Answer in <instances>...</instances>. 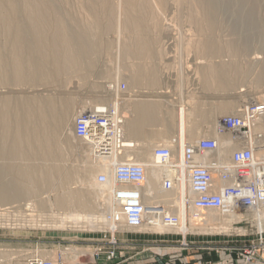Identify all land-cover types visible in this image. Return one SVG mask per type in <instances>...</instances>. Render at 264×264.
I'll list each match as a JSON object with an SVG mask.
<instances>
[{
	"label": "bare ground",
	"instance_id": "1",
	"mask_svg": "<svg viewBox=\"0 0 264 264\" xmlns=\"http://www.w3.org/2000/svg\"><path fill=\"white\" fill-rule=\"evenodd\" d=\"M182 1L190 5L187 15L191 21H194L198 25L202 35L210 37V35L216 31L215 29L218 26V19L221 13H229L231 16L239 18V21L237 20L238 22L236 21L232 24V31L241 34L242 40L237 39L238 41L228 42L226 46L227 52L236 55L239 53L245 54L252 44V35L257 37L259 42L264 43V24L258 20L259 11L256 12L257 0ZM167 2L168 0H79V5L81 6L79 8L82 9L80 11H83L82 14L84 13V16L81 17V13H79L78 16H80V18H77L74 17V14L73 16L66 15V12L59 8L56 0H0V28L2 30L1 33H3L6 38V41L3 42L5 43V47L2 46L0 40V86L30 85L37 87V85L40 84V86L43 85L44 87L45 85L48 86V83L53 80L52 78L55 80L57 76L65 74L64 77L67 76V78H64V80L66 81L59 84L61 87H66L70 82L69 78L71 75H76L78 79L87 78V73L89 69L94 66L97 53L101 49L100 38L109 31L116 33H124L127 31L128 34L131 35L130 37L136 38V41L131 44L133 47L130 48L131 46L126 44V35L124 34L125 37L124 35L122 37V33L119 35L120 40L118 41L117 50L122 58H126V54L128 53L147 57L151 50H153L151 49V43L148 41L149 38L147 39L145 36L149 32H147V29H153V32L155 33L156 31L157 33L156 29L161 26L159 25L160 12H162L161 10ZM134 6L136 12L131 14L129 9ZM239 6H242L243 11L241 9L239 10ZM236 8H238V10ZM102 18L105 21H101L100 19ZM146 22H148V25ZM116 36L118 37L117 34ZM107 41L106 39V43ZM110 42L107 43L108 46L110 45L108 49H112L113 47ZM216 43V41L211 40L202 41L200 43L202 44L200 48L207 47V51L211 52L214 51L213 46ZM191 44L192 43L189 42L186 46H190ZM258 62L260 63L261 70L255 79L256 86L264 82V60H258ZM133 64H131L129 68L137 67L138 70L143 69L140 64ZM119 66L123 67L126 72V63H122ZM204 67H207V70L202 73L204 82L207 85L213 84L220 89H231L234 78L236 79L238 76L241 77L245 71L243 69L244 65L241 68L237 60L232 61L231 64L214 63L210 61V63L204 65ZM131 71H133V69ZM103 73L105 74V72ZM103 73L101 75L104 77ZM121 73L123 74V72ZM152 76L153 75H151V77ZM230 77L234 78L231 80ZM123 78H125V76ZM78 79L77 81L79 82ZM157 80L158 79L155 78L148 83L153 87L157 84ZM232 81L233 83H231ZM80 82L79 85H81ZM56 84L57 83H55V85ZM94 86L98 87V83H95ZM47 88L50 89V85ZM35 92L38 94L22 97L21 102H18V106L14 103V95L0 93L1 203L18 200L24 196L32 197L34 195L33 197H37L35 196L36 192H38L36 189L37 184H35L34 181L35 178H40V176L42 177L43 175L45 182L50 181L53 177V173L60 169L56 162L58 160H64L65 157L60 151L61 147L63 146L64 149L70 150L73 146L72 139L77 138L78 141L80 140L82 142H80L81 144L79 143V150L81 152V162L83 163L78 169V172H82L83 174V179H81V181L98 169L103 172L100 174H103L105 177L104 182H100L98 179H96L97 181L94 180L95 184L98 186L97 192L94 193L96 199L95 205L97 210L98 208L99 210L97 211V215H87L88 223H91V225L99 223L112 230V224L106 220V214L112 209L113 205L109 195L110 185L113 184L112 165L127 160L135 161L141 164L145 169V181L140 190L145 205H162L169 215L177 217V223L174 225H167L160 221H155L151 225L143 224L140 227L129 229L173 231L180 233L184 239L191 227L187 222L188 218L190 220V217L187 216L188 214L192 215L191 217L194 218L196 222H204V225L214 219L215 222H217V214L215 211L213 212V209L206 210L208 211L206 213L203 212L195 215L190 213L191 208L187 205L189 199L186 200L188 196L187 180L184 170L181 167L178 170V182L173 183L170 188L165 189L163 187L161 181L163 178L170 175L171 167L168 163H159L155 155L154 147L166 145L170 148V155H172V157L175 159L181 158L185 144L189 143V141L193 142L198 137L202 136V134H206V132L216 131L219 118L222 116L217 119V124L214 123V120L212 121L209 119V125L208 122L206 123L207 125H200L195 120H188L189 112L191 110H197V108H195L196 105H193V108L190 109L188 106L182 105L181 103L177 107L176 113L175 111L173 112V114L175 113V117H170V119L167 118V121L165 120L164 122L166 127H172L174 125L175 131L167 132L166 129L168 127H164V130L161 129V131H157L158 134L150 135V133L153 132H149L148 130L153 126L149 127L148 125L144 127L143 123L141 122L138 124L137 120L139 117H143V121H145L146 118V122H151L158 113L156 105L148 107L150 109L146 108V113H144V108L147 107V103H145L146 106L144 108H139L138 106V109L131 107H125L124 109L123 106L124 111L121 110V107V113L128 110L127 112L130 116H123L124 120L120 121L118 120L120 115H118V103L116 102L112 109L113 118L115 124L117 122L122 123L125 148L120 154L115 152L111 157H101L99 154L93 155L87 142L74 135L75 132L73 133L74 115L87 108H95L96 106H93V104L92 106L90 105L94 101L93 99L87 100L88 98H84L75 100L69 96H44L41 89ZM20 99L21 97L18 98L19 101ZM261 100L264 102V96ZM256 102L261 103L260 101ZM77 103L82 105V107L79 108L80 111L74 108ZM106 103L107 99L102 97L98 99V103L95 105H98L96 108L103 109L104 107L107 108L106 105H108V103ZM231 103L228 101L219 103L216 110L222 113L235 107L236 104ZM13 104L18 107L17 111L13 109ZM140 124L144 127L143 129L145 132H140L141 128H139V132H137L144 133L143 135H138L136 132ZM164 124H162V127ZM162 136L166 139L162 138ZM213 137L217 138L220 143L223 144V150L221 152L229 150L231 152L236 146V144L226 136L219 137L216 134ZM160 141H163V143ZM164 141L167 143H164ZM158 143L161 144L158 145ZM135 144H137V148ZM126 145L127 147H132L126 148ZM58 155L60 157H58ZM224 157L226 156H223V158ZM228 160L229 158L225 159V161ZM39 173H41V175ZM6 177L8 178L5 181ZM72 177H76L73 169L68 172L64 171L63 178L65 180L72 179ZM38 188L40 189V187ZM85 198L83 192L72 190L65 193L64 196L60 195L56 197L53 204L58 208L70 206L87 208L90 205ZM31 206V212L36 211V213H38L40 211L37 209V204ZM263 207L264 206H259L249 211H244L239 215L244 217L250 216L256 221L258 228L261 230L264 229V225L261 223V221L264 223V209H261ZM75 209H77V207ZM222 210L227 213L223 217H235L238 215L237 212H233L229 208H223ZM76 213L75 217L78 219L79 216ZM70 217L73 218L74 215L67 213L60 215L58 218V225L64 227L68 221L73 223L74 220L71 218L73 221H70ZM34 218L35 215L31 216L30 221L35 220V222H38L37 218ZM84 220L86 219L84 218ZM41 221L42 220L39 219V223ZM49 223H52V221H49Z\"/></svg>",
	"mask_w": 264,
	"mask_h": 264
},
{
	"label": "rangeland",
	"instance_id": "2",
	"mask_svg": "<svg viewBox=\"0 0 264 264\" xmlns=\"http://www.w3.org/2000/svg\"><path fill=\"white\" fill-rule=\"evenodd\" d=\"M56 1L58 2L57 4L59 8L66 12V15L73 16L74 14V17L77 18L84 16V13L82 14L83 11H80L82 9L79 8L81 7L79 5V0ZM256 5V12L259 11L258 20L264 24V0H257ZM189 9L190 5L185 1L168 0L164 8L161 10L162 12H160L161 15L159 19V25L162 27L159 26V28L156 29L158 34L156 31L154 33L153 29H147V32H149H146L148 35L146 34L145 36L147 39L149 38L148 41L151 43V49L154 50H151L147 57L144 55L137 56L135 54L132 55L133 53H128L130 56L126 54V58H122L117 50L119 44L118 41L120 40L119 35H121L122 32L116 33L109 31L110 33L107 32L100 38L101 49L97 53V59L94 66L89 69L87 73L88 75L87 78H85L86 80L83 78V81V79H78L76 75H71L69 78V84L66 87H61L59 83L66 81L64 78H67V76L64 77L65 74H62L60 75L61 77L57 76L55 80L54 78H52L53 80L51 79L52 81L50 80L51 82L48 83V86L50 85V89L47 88V85L43 87V85L40 86V84H38L37 87L30 85H1L0 93L11 94L12 96L14 95V103H16L17 106L21 102L22 97L24 98L30 95H37L38 93L35 91L39 89L43 91L44 94H42L44 96H69L75 100H81L84 98H88L87 100L93 99L94 101L90 105L92 106L93 104V106L96 107L98 106L95 105L98 103V99L105 97L108 103L106 107L109 109H113L116 102L118 103V115H120V119L122 120H124L125 116H130V114L127 112L128 110L125 111L126 113H121L123 106L124 109L125 107L130 108L131 103L136 98H142L143 95H160V93H166L168 94L167 97H163L161 95L158 97H148L157 99L154 101L148 100V103L152 102L154 105H156L158 111V123H164L165 120L167 121L166 118H168L169 115L171 116L170 112L173 114V110L169 109V107H178L181 103L182 105L184 104L188 106L190 109L193 108V105H196L195 108H197V110H191L189 112V121H192L191 118L195 117L197 114L202 116L204 113L209 111V119L212 121L214 120V123L216 124V121L220 116L240 112L245 106L251 104L252 102L260 101L262 103L263 101L261 99L264 96V82L259 86H256L255 79L261 70L258 60H264V43L259 42L258 38L252 35V44L250 49L245 54L239 53L236 55L229 53L226 51L227 43L235 40H242L241 34L232 31V24L235 23L239 18L233 17L229 13H221L218 19V26L215 29L216 31H214L215 34L213 33L209 37L202 35L198 25L194 21H191V19L188 17L187 14ZM236 9L238 10V8ZM240 9L243 11L242 6H239V10ZM129 12L131 14L135 13V6L130 8ZM79 13H81L80 16H78ZM100 20L105 21L103 18ZM146 24L148 25V22H146ZM1 32L2 30L0 28V40L2 42V46L5 47V43L3 42L6 41V38ZM115 33L118 35V37ZM124 34L126 35V44L132 48L133 46L131 44L132 42L136 41V38L130 37L131 35L128 34L127 31L122 33V37ZM106 39L108 40L107 43L112 40L110 42V44L112 43L111 45L113 46H111L112 49H108L110 45H107ZM206 40L217 42L213 46L214 51H207V47L200 48L202 45L200 43ZM189 42L192 44L190 46H186ZM236 60L239 62L241 68L244 65L243 69L245 71L241 77L238 76L236 79L234 77H230L231 80L234 78V83L233 81L231 82L233 83L231 89H220L215 87L213 84L207 85L204 82L202 73L207 70V67H204V65L210 63V61L214 63L231 64L232 61ZM122 63H126L127 73L123 67L119 66ZM133 63L140 64L143 69L138 70L137 67L129 68ZM143 65L149 66H146L145 68ZM130 69H133V71ZM103 72H105L106 75ZM121 72H123V74ZM102 73L104 77L101 75ZM123 75L125 78H123ZM151 75L153 76L151 77ZM155 78L158 79V82L155 86L151 87L148 82H151L152 79ZM77 79L79 82L81 81V85H79ZM55 83L57 84L55 85ZM92 83H98V87L94 86ZM20 97L21 99L19 101L18 98ZM227 101L229 103H235V107H232L222 113H220L221 111L216 110L219 103ZM16 105L13 104V109H15V111L18 109ZM81 107L82 105L78 103L74 106L77 111H80L79 108ZM76 115L77 114L74 116L76 117ZM209 119L205 121L200 119L197 121V123L200 125H207L206 123ZM263 125V117L254 124V126L260 129L264 134ZM172 127H174V125ZM166 131L168 132L169 130L166 129ZM216 131H208L209 133L206 132V134H202V136L198 137L196 140H199L202 137H213L216 134L219 137L224 136L219 134L221 133L219 130L216 129ZM162 138L165 137L162 136ZM72 140L73 146L70 150L64 149L63 146L61 147L60 151L65 157L64 160H58L56 162L60 169L53 173V177L50 180L51 182H45L43 175L42 177L40 176V178H35L34 181L35 184H37L36 189L38 191L36 192L35 196L37 197H33L34 195L32 196L33 198L31 196H24L18 200L10 201L8 203L0 202V264H25L24 259H26L31 254H36L43 259H56L60 257V254H62L66 257H70L69 261L73 262L75 261V255H77L75 253H78V256H80L76 260L79 262L77 261L74 264H94L98 260L107 261L104 257L94 261L88 257L87 253H85L90 251L92 246H95L98 243L101 245H106L105 242L108 241L109 238V232L107 230L108 227L99 223L91 225V223H88L87 219V215H97L98 213L97 211L99 208L97 210L95 205L96 199L94 195V193L98 190V186L95 184L94 180H96L97 176L103 172L98 169L90 176H86L84 180L81 181V179H83V174L82 172H78L80 165L83 163L81 162V152L79 150V143L81 141H78L77 138ZM160 142L163 143V141ZM159 144L161 143H158V145ZM135 145L137 148V144ZM220 153L219 156H221V158L226 156L223 158L225 160L229 158L231 152L229 150ZM58 157L60 156L58 155ZM72 169L75 172L76 177L65 180L63 178L64 171L68 172ZM39 174L41 175V173ZM7 178L8 177L5 178V181ZM38 187H40V189ZM72 190L83 192L86 197L85 200L88 201L90 206L87 208H80L78 206L64 208L55 207L53 204L55 198L60 195L64 196L65 193ZM32 203L35 205L37 204V209L40 210L39 212L41 215L39 212L36 213V211H30L32 207L31 205H33ZM74 207H77V209ZM261 209H264V207ZM214 211L217 214V222H215L214 219L213 221L208 222L209 224L206 223L205 225L204 222H196V220L191 217L192 215L188 214L187 216L190 217V220L188 218L187 222L191 227L189 226L190 230L185 235L184 239L180 233L173 231L132 230L125 228L121 230L122 232L116 234V237L121 242V248H119V250L124 252V249L127 247L128 249H137L139 240L135 238H144L142 236L149 237L143 240L141 239L142 241L140 242L148 241L150 243L144 247H149V250L154 249L162 251L174 249H192L193 246L200 248L201 250H205L207 249L206 245L212 244L217 245L214 247L216 251L218 249L231 251L233 247H238L240 249L245 248V246H247L250 241L256 238V232L260 229L258 228L256 221L250 216L244 217L239 215L244 211H237L238 215L235 217H223L227 213L222 209L218 211L213 210V212ZM206 212L208 211H205V213ZM64 213L74 215L73 218L70 217L69 219L70 221H74L73 223H70L69 221L66 222L67 224H65L63 227L58 225V218ZM75 213L79 216L78 219H76L77 217H75ZM34 215V219L37 218L38 222H35V220L30 221V217ZM82 216L86 220H84ZM39 219L42 220L40 223ZM49 221H52V223H49ZM261 223L264 225L262 221ZM261 230L264 231V229ZM184 243H187L188 246L183 245ZM233 253L235 254V252Z\"/></svg>",
	"mask_w": 264,
	"mask_h": 264
},
{
	"label": "built area",
	"instance_id": "3",
	"mask_svg": "<svg viewBox=\"0 0 264 264\" xmlns=\"http://www.w3.org/2000/svg\"><path fill=\"white\" fill-rule=\"evenodd\" d=\"M263 116L264 104L252 102L240 112L219 118V134L236 144L228 161L219 156L223 144L215 137L186 143L181 158L176 159L170 155L168 146H157L155 155L159 163H168L171 167L170 175L162 180L163 187L170 188L178 182L181 167L187 180V205L194 215L212 209L229 208L233 212H241L264 206V134L254 126ZM121 124H115L112 109L89 108L76 115L74 132L87 142L93 155L111 157L125 148ZM130 147L126 145V148ZM112 176L109 195L113 205L106 214L112 230L107 228L109 238L106 245L98 243L85 252L94 261L103 257L111 261L124 256V252L119 250L121 242L116 237L122 229L151 225L155 221L167 225L177 223V217L169 215L162 205L148 206L143 202L140 190L145 181V169L141 164L132 160L117 162L112 165ZM97 179L104 182L105 177L100 174ZM183 245L188 246L187 243ZM231 251L242 259L243 264L262 258L264 231L258 230L256 238L245 248L233 247ZM75 254L73 262L62 254L56 259H43L32 254L24 260L25 264H74L80 256Z\"/></svg>",
	"mask_w": 264,
	"mask_h": 264
},
{
	"label": "crops",
	"instance_id": "4",
	"mask_svg": "<svg viewBox=\"0 0 264 264\" xmlns=\"http://www.w3.org/2000/svg\"><path fill=\"white\" fill-rule=\"evenodd\" d=\"M160 95L163 97L168 96V94H166V93L165 94L160 93ZM160 95L159 94H157V95H155V94L154 95H143L142 98H136L131 103L132 104L131 108L138 109V106H139V108H144L146 106L145 103H147V107L144 108V110H145L144 113H146L147 112L146 108L150 109L148 107L154 106V104L152 102H150L148 105V102H149L148 100H153V101L157 100V99L148 98V97H154V96L158 97ZM150 104H152V105H150ZM169 108L172 109L173 112L175 111V113H176L177 107H174V108L169 107ZM170 113H171V116H169L168 119H170V117L174 118L175 113L174 114H172V112H170ZM209 113L210 112L208 111V112L204 113L202 116L197 114L195 117H192L191 120L198 121L201 119V120L205 121V120L209 119ZM142 119H143V117L142 118L139 117V119L137 120V123L139 124L142 122L144 127L148 126V125H149V127L153 126L151 128L148 127L149 130L147 129L149 132H153V133H150V135H156V134H158L157 131L159 132V131H161V129L164 130V127H166V125L164 123L159 124L157 122V116L154 117V119H152L151 122L149 121V123H148V121L146 122V118H145V121H143ZM150 123H151V125H150ZM173 123H174V119H173ZM162 124H164L163 127H162ZM144 127H142V125L140 124L137 127L136 132L137 131L139 132V128H141L140 132H143ZM167 129L169 131H172V132L175 131L174 127H168ZM143 134L144 133H138V135H143ZM147 135H148V133H147ZM165 143H167V142H165ZM142 237H144V238H140V237L135 238V239L139 240V243L137 244V249L136 248L135 249H130V248L128 249V247H127L126 249H124V256H119V257L113 259L112 261L98 260L94 264H243L242 259L239 258L232 251H226V250H222V249L221 250L218 249L216 251L214 249V247L217 245H213V244L212 245H206L207 249H205V250L204 249L201 250L200 248H196L195 246H193L192 249L189 248V249H185V250H180V249H174V250H169V251L154 250V249L149 250V247H144L145 245L150 244L148 241L145 240L146 242H140L143 239L149 238V237H146V236H142ZM138 240H136V241H138ZM137 250H140V251H137ZM248 264H264V252L262 253V258L253 259Z\"/></svg>",
	"mask_w": 264,
	"mask_h": 264
}]
</instances>
